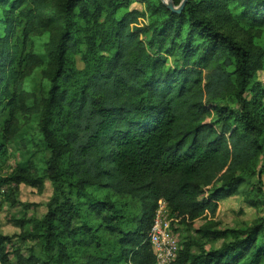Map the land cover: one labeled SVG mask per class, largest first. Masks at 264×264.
Returning a JSON list of instances; mask_svg holds the SVG:
<instances>
[{"label":"trees","instance_id":"obj_1","mask_svg":"<svg viewBox=\"0 0 264 264\" xmlns=\"http://www.w3.org/2000/svg\"><path fill=\"white\" fill-rule=\"evenodd\" d=\"M135 1L145 11L130 9ZM0 2L7 7L0 168L18 132L17 113L37 110L49 152L42 175L30 168L0 177V202L25 206L3 193L8 184L40 189L50 182L46 214L15 222L31 227L27 237L40 243L43 264H156L147 233L160 201L177 226L188 227L237 195L259 164L264 170V86L255 81L261 55L212 19L236 6L247 24L262 27L264 0H187L179 14L159 0ZM45 32L48 90L37 100L23 86L43 63L26 48L30 35ZM262 226L260 219L244 231L200 229L225 242L197 253L193 243H180L171 264H264ZM11 240L0 234V264L23 263L16 250L6 251Z\"/></svg>","mask_w":264,"mask_h":264},{"label":"rangeland","instance_id":"obj_2","mask_svg":"<svg viewBox=\"0 0 264 264\" xmlns=\"http://www.w3.org/2000/svg\"><path fill=\"white\" fill-rule=\"evenodd\" d=\"M174 6L177 7L178 5ZM6 9L7 7L3 8L0 2V32L4 26L3 11ZM130 9L143 12L145 6L135 1ZM212 19L221 31L230 34L236 41L261 55V66L255 75V81L264 86V26L252 27L247 24L241 17V10L236 6H230L226 10L214 14ZM144 24H147L146 18L140 20L139 23L140 26ZM16 35L19 36L20 32L17 31ZM49 38L50 33L48 32L39 35L32 34L29 36L26 48L43 63L42 66L34 68L31 74L25 78L23 86V89L32 93L37 100L45 97L48 90V81L42 77V71L47 61L45 46ZM27 104L31 106V100ZM229 107L235 109L233 106ZM16 117L18 132L8 143L9 158L5 165L0 168V177L7 178L19 169L26 170L30 168H34L38 175H42L46 161L49 158V152L46 150L38 132L39 115L37 110L33 109L26 117L17 113ZM260 166L259 164L257 174L254 177L245 178V182L240 186L237 195L219 201L214 215L205 214L188 227L176 226L175 230L179 234L180 243H193L192 253H197L198 247H203L205 250L217 249L225 240L214 239L210 236L205 237L198 230L234 229L244 231L259 223L260 219L263 220L262 234L264 236V170L260 169ZM2 191L21 205H25H11L9 202H0V234L12 238L11 245H6V251L12 254L16 250L17 255L23 260L22 264H43L44 258L40 243L27 237L31 227L26 225L24 228H18L15 222L18 220L41 219L46 214L47 204L52 197L50 182L47 179L44 180V184L40 189L24 184H20L18 187L8 184ZM98 196L103 197V192H100ZM107 197L126 209L130 208L134 211L137 209V205L129 199L110 194ZM29 257H31V260L27 263L26 260ZM11 260L15 263V256L11 255Z\"/></svg>","mask_w":264,"mask_h":264},{"label":"built area","instance_id":"obj_3","mask_svg":"<svg viewBox=\"0 0 264 264\" xmlns=\"http://www.w3.org/2000/svg\"><path fill=\"white\" fill-rule=\"evenodd\" d=\"M174 217L166 201L157 204L147 233L156 264H171L180 250L179 234L175 230L177 225L172 223Z\"/></svg>","mask_w":264,"mask_h":264},{"label":"water","instance_id":"obj_4","mask_svg":"<svg viewBox=\"0 0 264 264\" xmlns=\"http://www.w3.org/2000/svg\"><path fill=\"white\" fill-rule=\"evenodd\" d=\"M160 1L173 14H179L187 2V0H182L181 3L177 7H175L172 3V0H167V1L166 0H160Z\"/></svg>","mask_w":264,"mask_h":264},{"label":"bare ground","instance_id":"obj_5","mask_svg":"<svg viewBox=\"0 0 264 264\" xmlns=\"http://www.w3.org/2000/svg\"><path fill=\"white\" fill-rule=\"evenodd\" d=\"M167 1V0H166Z\"/></svg>","mask_w":264,"mask_h":264}]
</instances>
